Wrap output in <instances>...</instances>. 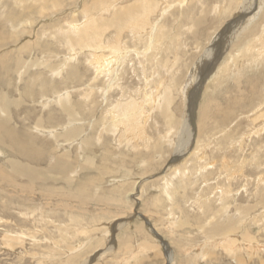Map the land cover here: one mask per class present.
Instances as JSON below:
<instances>
[{"label":"rangeland","instance_id":"rangeland-1","mask_svg":"<svg viewBox=\"0 0 264 264\" xmlns=\"http://www.w3.org/2000/svg\"><path fill=\"white\" fill-rule=\"evenodd\" d=\"M93 1L0 0V264H264L261 28L229 56L264 0ZM155 21L153 52L100 90L112 68L93 57L143 51ZM128 98L145 135L115 130Z\"/></svg>","mask_w":264,"mask_h":264},{"label":"bare ground","instance_id":"bare-ground-1","mask_svg":"<svg viewBox=\"0 0 264 264\" xmlns=\"http://www.w3.org/2000/svg\"><path fill=\"white\" fill-rule=\"evenodd\" d=\"M244 1H246V0H244ZM257 2V1H256ZM229 3V2H228ZM233 3V2H232ZM259 3V2H258ZM236 4H237V2H236ZM231 5H233V4H231ZM238 5V4H237ZM236 5V6H237ZM96 6H97V1L96 0H94L93 1V8H94V10L96 9ZM235 6V5H234ZM253 6V5H252ZM238 7V6H237ZM259 7V6H258ZM55 8V7H54ZM229 8V7H228ZM246 8V5H244V9ZM252 8H254V7H252ZM235 9V8H234ZM242 9H243V7H242ZM42 10V12L43 11H45V10H47V8H42L41 9ZM241 10V9H240ZM247 10H249V9H247ZM166 10H164L163 11V13L165 12ZM162 13V14H163ZM254 15L255 16H257V17H255V18H259V20H264V7L262 6L261 7V9H257L256 10V13H254ZM250 16V15H249ZM150 17V15L148 16V18ZM21 19H22V17H21ZM14 21H16V20H14ZM16 22H18V21H16ZM84 22H86V24H81V25H83V28L82 29H90L89 28V25H90V23L91 22H88V20L87 21H84ZM124 22V21H123ZM22 23H25L24 22V20H22V21H19V23L17 24H13L12 25V27L13 28H15V27H17L18 25H20V24H22ZM251 23V22H250ZM258 24H260V22L258 21ZM80 25V26H81ZM80 26L78 25V24H74V25H71V31H73V32H75L76 30L78 31L79 29H81L80 28ZM261 28V31H260V34H263L264 33V21H262V23L260 24V25H252L250 28H249V26H248V28L249 29H243V30H241L240 29V31H243L242 33L240 32V31H238L239 33H236L237 31H234V32H232V44H231V46H230V49L231 50H229L230 52H229V56H230V59L232 60V58H231V56H232V54L234 53V51H236V52H240V53H242L243 55H247V51H251L252 49H254L255 48V50H257V49H259L260 48V43L259 42H257L258 43V45H255V43H253V40H254V38L255 37H257V35H260L259 34V32H258V28L259 27ZM24 28V27H23ZM136 28H140V27H136ZM227 29H228V27H226ZM225 28V29H226ZM224 29V30H225ZM160 30H163L162 28H161V24H159L158 23V21H155L154 22V24H153V26L152 27H150V31H149V39L146 41V43H145V46H144V49H143V51H138V52H135V53H132V51L131 50H128L126 47H121L119 44H117V43H112L111 44V42H108V47L107 48H109V50H110V53L112 54V55H108V56H106V55H104V54H102V55H95L94 57H93V62H96V66H97V70H102V72L103 71H106V70H103V68H112V69H110V70H107L106 72H108V76H109V81H108V84L106 85V87H105V90H104V86H102L101 88H100V90H102V91H105V93L108 95L109 93H111V90H112V88H114V87H117V88H120V90H121V87H120V85L119 84H117L116 83V79L118 78V70H122L123 69V64H125L126 63V59H129V56L131 55V54H133V55H135L136 54V57L139 55V54H144V56H148V54H151L152 52H153V49L156 47V45H155V36H154V34H158L159 32H160ZM236 30H238V29H236ZM88 31L89 30H87V33H88ZM132 32L133 33H136L134 30H132ZM228 32V31H227ZM67 33H68V31H67ZM75 34V33H74ZM78 34H79V31H78ZM223 35H225V36H227V33L226 32H223L222 33ZM70 35V34H69ZM78 36V35H77ZM86 36V35H85ZM88 36V35H87ZM220 37H222L221 35H219ZM229 36V35H228ZM217 37V36H216ZM67 38L69 39V37L67 36ZM78 38H80V37H78ZM225 38V37H224ZM223 38V39H224ZM258 38V37H257ZM72 39V38H71ZM228 40H229V38H228ZM65 41V40H64ZM66 41H68V40H66ZM216 41H218L217 40V38H213V42L214 43H212V44H215V42ZM230 41V40H229ZM72 42V41H71ZM88 42V41H87ZM79 43V42H78ZM221 43L223 44L224 42L223 41H221ZM220 43V44H221ZM126 44V43H125ZM217 44V43H216ZM101 45H103L102 43H101V41L100 42H98L95 46H90L89 45V50L91 51L90 53H94V52H96L97 50H100L101 52L103 51V48H102V46ZM78 46V45H77ZM224 46V45H223ZM25 47V46H24ZM228 47V46H227ZM221 48V47H220ZM229 48V47H228ZM226 50H227V48H225ZM226 50H223V52L221 53L220 52V54H222V55H224V53L226 52ZM227 50V51H228ZM22 51V50H21ZM220 51H221V49H220ZM225 51V52H224ZM262 51H264V47H262ZM150 52V53H149ZM219 54V53H218ZM242 55V56H243ZM105 56H106V59H105ZM141 56V55H140ZM218 56V55H217ZM262 56V55H261ZM143 57V56H142ZM244 57V56H243ZM219 58V57H218ZM222 58V56H220V58L219 59H221ZM224 58V57H223ZM222 58V59H223ZM255 60V59H254ZM220 61V60H219ZM225 62V61H224ZM140 63V62H139ZM215 64H216V62H214ZM213 63V64H214ZM215 64L213 65V67H212V69L213 68H216V66H215ZM228 64V63H227ZM171 66V65H170ZM170 66L168 67L167 65H165V68L166 69H170ZM224 67L225 66H223L222 65V67L220 68V70H224ZM173 69V68H172ZM214 70V69H213ZM170 71V70H169ZM211 71V70H210ZM226 71V70H225ZM147 80V79H146ZM159 86V85H158ZM165 86H166V84H165ZM187 86V85H186ZM185 86V87H186ZM162 88V87H161ZM216 89V88H215ZM159 90V89H158ZM161 90V89H160ZM92 93V92H91ZM135 94H136V91H135ZM148 94V93H147ZM68 95V94H67ZM91 95V94H90ZM123 95V94H122ZM138 95V94H137ZM154 95V94H153ZM86 96V95H85ZM105 96V95H104ZM133 96H134V94H133ZM160 95H158V97H159ZM56 98H55V102H60V101H62L61 99H60V96H55ZM106 97V96H105ZM129 97H132L131 95L129 96ZM107 98V97H106ZM67 99V98H66ZM52 102V101H51ZM142 102V105H144V106H146V104L145 103H147V104H149L150 105V103H151V105H150V109H156L157 107H159V105L156 103V100L153 98L152 99V102H151V97H150V95H146L145 94V92H144V96H143V100L141 101ZM94 103V102H93ZM169 103V102H168ZM170 104V103H169ZM116 107H118V106H122V109H124V114H128V112H129V114H131V116H129V118L126 120V121H123V120H118V122L117 121H115L114 123H113V125L116 127L115 128V130H120L121 128L122 129H125V128H127L125 131H130V133L129 134H131V133H134V132H136V133H138V134H144L145 135V133H144V131H143V128L142 127H140V128H136V130H134V131H132L133 129H132V125L134 124V125H136L134 122H136L135 121V119L133 118V116H134V114H138V117H139V119H138V121H137V125H141L140 123H139V121H140V119H142L143 117H144V115H146L147 116V112L149 111V109L148 110H145L144 109V107L143 106H139L138 104H137V102H136V100H135V98H128V99H126V101H124V102H122V101H118V102H115V104H114ZM70 106H71V104H70ZM108 108V107H107ZM221 108V106H217V108H216V110H221L220 109ZM223 108V107H222ZM157 110V109H156ZM154 111V110H153ZM214 111V110H213ZM216 112V111H215ZM214 112V113H215ZM221 112L223 113V111L221 110ZM150 113V112H149ZM209 113H210V111H209V108H208V106H207V104L203 107V109L201 110V112H200V114L198 115V121H197V123H198V125L197 126H199L201 129H203L202 127H204L205 126V121H206V119H208V117H210L211 116V114L209 115ZM213 114V113H212ZM218 114V113H217ZM224 114V113H223ZM113 115V114H112ZM168 116V115H167ZM173 116V115H172ZM106 118H107V116H106ZM145 118V117H144ZM170 119V118H169ZM189 121V120H188ZM186 122H187V120H186ZM143 123V122H142ZM145 124V123H144ZM196 124V123H195ZM183 128H185V130H187V131H189V124L188 123H186L185 125H184V127ZM129 129H131V130H129ZM199 129V128H198ZM200 129V130H201ZM183 131V130H182ZM196 131V130H195ZM194 131V132H195ZM193 131H192V133H194ZM205 132V131H204ZM184 133V132H183ZM209 133H211V132H209ZM128 134V135H129ZM200 134H201V132H200ZM195 135V134H194ZM193 135V136H194ZM196 135H197V133H196ZM196 135H195V137H196ZM134 137V136H133ZM132 136H131V138H133ZM208 137V136H207ZM141 138V137H140ZM197 138V137H196ZM191 140H192V138H190ZM182 141V140H181ZM180 141V142H181ZM195 144V143H194ZM177 152V151H176ZM26 153V152H25ZM228 174V173H227ZM165 183V182H164ZM166 184H167V182H166ZM168 186V185H167ZM167 192V191H166ZM175 206V205H174ZM176 207V206H175ZM177 208V207H176ZM154 229V228H153ZM234 229L235 228H233V231H234ZM226 230V231H225ZM224 231H225V233H226V237L227 236H232V234L231 233H233L232 232V230L231 229H229V228H227V229H225ZM230 240L231 242H228V243H231V244H233L234 245V239L233 238H227V240ZM232 246V245H231ZM125 247V246H124ZM125 249V248H124ZM166 249V248H165ZM167 253H168V251H166ZM168 256H169V258L171 259V254L170 253H168ZM168 258V259H169Z\"/></svg>","mask_w":264,"mask_h":264}]
</instances>
